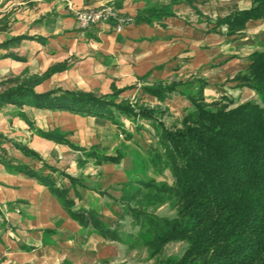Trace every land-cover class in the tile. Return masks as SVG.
Here are the masks:
<instances>
[{"label": "crops", "instance_id": "crops-1", "mask_svg": "<svg viewBox=\"0 0 264 264\" xmlns=\"http://www.w3.org/2000/svg\"><path fill=\"white\" fill-rule=\"evenodd\" d=\"M171 1L0 0V20L8 18L10 25L0 29V44L25 36L0 48V81L43 76L53 68L35 86L38 93L56 87L98 96L118 92L117 102L161 108L178 122L193 106L186 94L174 93L162 100L147 93L146 87L193 81L182 88L189 93L205 81L207 102L260 101L239 76L248 73L253 54L264 50V19L249 20L235 34L228 32L226 24H217L219 19L249 9L252 0ZM106 5L133 18L154 5H170L171 13L152 22L130 23L120 32L109 23L79 28L77 10ZM116 119L118 123L28 105L0 107L4 149L0 160V264H99L116 255L113 244L123 240L84 229L48 183L25 172L50 178L66 191L73 209L95 210L114 227L125 205L121 202L124 186L134 179L137 161V149L128 148L131 137L127 131L134 127L129 124L143 119L148 128L158 123L141 117ZM76 147L94 148L100 154L121 149L124 157L98 165Z\"/></svg>", "mask_w": 264, "mask_h": 264}, {"label": "trees", "instance_id": "trees-1", "mask_svg": "<svg viewBox=\"0 0 264 264\" xmlns=\"http://www.w3.org/2000/svg\"><path fill=\"white\" fill-rule=\"evenodd\" d=\"M169 7L149 6L134 18V22L160 19L171 13ZM259 18L264 19V0H252L249 9L219 19L217 24H226L228 32L235 34L249 20ZM23 38L25 36L11 38L0 44V48ZM53 70L43 76H19L3 81L0 107L14 104L60 109L100 116L116 123L117 116L141 117L157 121L161 126V153L173 177L172 185L130 181L124 186L121 202L125 203V210L137 224L146 226L150 235L146 243L152 252H159L173 240L186 241L182 256L163 264H264V50L253 54L248 73L239 76L257 92L260 101L235 104L230 100L225 103L226 99H222L207 104L203 92L205 81H199L198 89L189 93L183 92L182 88L193 84V81L146 87L147 93L162 100L181 93L192 102L191 111L172 128L166 127L160 119L164 114L161 108L133 105L127 100L117 102L118 92L98 96L56 87L38 93L35 86ZM47 136L67 142L62 137ZM76 149L82 150L87 160L92 159L98 165L119 162L124 157L121 149L108 154H100L94 148L89 151L80 147ZM25 172L48 183L62 199L69 214L84 229L93 228L110 240H123L119 230L108 225L97 211L73 209V202L66 197V191L50 178L31 170ZM72 180L76 182V179ZM139 185L147 189L151 187L157 193L144 192L137 187ZM165 194L169 200H176L174 217H159L145 209L166 202Z\"/></svg>", "mask_w": 264, "mask_h": 264}, {"label": "rangeland", "instance_id": "rangeland-1", "mask_svg": "<svg viewBox=\"0 0 264 264\" xmlns=\"http://www.w3.org/2000/svg\"><path fill=\"white\" fill-rule=\"evenodd\" d=\"M8 22V18H2L0 20V29L7 30L10 26ZM16 77L19 76L8 77L1 80L0 87H2L1 83H3V81H9ZM225 101V103H227L229 100L226 99ZM205 102L207 104L214 103V101L207 102L206 100ZM163 113L161 120L166 127L172 128L174 125L177 126L179 124V122L169 113H166L165 110ZM129 125V128L134 127L132 130L127 131V133L131 135L128 148L137 149L138 151L136 156L137 161L135 162L136 166L134 168L135 174L133 175L134 179H132V181L135 183L137 180L150 181L153 185H172L173 177L169 169L165 166L164 157L161 153L162 146L159 142L161 126L156 123L154 124L155 126L150 125V127L147 128L145 127V120L143 119H141V122L136 120L134 124ZM123 138H126V133L124 131ZM137 187L144 192L151 191L154 195L157 193L155 189H151V187H148V189L143 185ZM165 195L164 199L166 198V202L148 206L145 209L149 213H154L159 217H174L176 215V207L174 206L176 200H169L168 194ZM131 205H135V203ZM125 209L126 207L124 205L121 209L120 216H116L114 222V227L119 230L124 243L115 242L113 245L117 247L116 255L111 261H106V263L101 262L99 264H163L167 261L179 259L182 256L187 247L186 241L183 240L170 241L166 243L159 252H152L151 248L146 243L147 238L150 236L146 226L141 227L137 224L134 217L128 214V210L126 211Z\"/></svg>", "mask_w": 264, "mask_h": 264}, {"label": "built area", "instance_id": "built-area-1", "mask_svg": "<svg viewBox=\"0 0 264 264\" xmlns=\"http://www.w3.org/2000/svg\"><path fill=\"white\" fill-rule=\"evenodd\" d=\"M75 18L79 28L87 29L98 26L102 23H109L113 29L120 32L126 25L133 23L134 18L121 13L114 6L106 5L97 9H80L75 12ZM4 154V149L0 143V160Z\"/></svg>", "mask_w": 264, "mask_h": 264}]
</instances>
